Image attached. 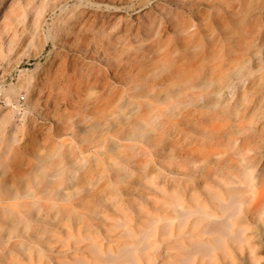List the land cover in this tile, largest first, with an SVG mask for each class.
Returning <instances> with one entry per match:
<instances>
[{
  "label": "rangeland",
  "instance_id": "1",
  "mask_svg": "<svg viewBox=\"0 0 264 264\" xmlns=\"http://www.w3.org/2000/svg\"><path fill=\"white\" fill-rule=\"evenodd\" d=\"M249 148L254 176L264 171V0H0V196L39 191L68 206L91 179L116 171L122 204L92 230L117 253L135 244L116 225L123 210L144 221L168 201L165 190H198V154L233 164ZM190 149L195 160L178 154ZM23 201L32 199L8 203ZM38 216L31 225L52 233L37 246L49 264L90 260L64 227ZM248 229L264 264V226ZM200 234L191 240L214 245L206 256L244 264L232 238ZM186 245L137 255L140 264L196 263L203 252ZM0 264L35 262L15 251Z\"/></svg>",
  "mask_w": 264,
  "mask_h": 264
},
{
  "label": "bare ground",
  "instance_id": "2",
  "mask_svg": "<svg viewBox=\"0 0 264 264\" xmlns=\"http://www.w3.org/2000/svg\"><path fill=\"white\" fill-rule=\"evenodd\" d=\"M218 130L213 127L208 134H217ZM255 148L260 147L256 145ZM254 151L249 148L245 156L233 164L228 162L226 154H198V161L213 166L208 169L203 168L201 164L203 178L197 184L198 190L189 187L187 183L183 188L165 190L163 196L168 201L161 203V208L154 206L153 211H146L144 221L138 218L140 210L133 214V219L123 210L125 219L116 221V225L124 230L129 238H133L135 244L118 246L117 253L110 246L105 249L99 234L92 230L100 229L93 221L105 218V209L122 204L117 196L120 188L116 185L121 181L116 171L91 179L90 188L76 194L78 197L74 202L69 199L68 206H55L56 200L49 194L42 195L39 191H17L15 194L0 196V259L10 258L12 253L17 251L23 252L35 264H49V260L39 254L37 246L52 233L47 229L37 232L31 225L33 221L41 219L39 213H44L48 217L47 224L66 229V239L73 244V248L86 247L89 250L90 260L81 259L76 264H140L141 258L137 255V249L146 253L148 249L158 248L160 245L167 249L172 244L181 250H187L186 243L188 248L196 247L203 252L197 262L193 261L192 264H225L214 257L206 256L207 251L214 248V245L213 248L209 246L208 239L202 243L191 240L195 236L203 239L200 233L204 230L215 233L217 242L223 237L232 238L244 264H260L255 246L251 245L248 237L251 233L248 225L260 222L264 226V171L253 176L256 163L250 153ZM193 152L194 150L190 149L178 154L195 160ZM134 165L139 168L137 160ZM225 165L231 166L235 171L218 175L217 170ZM154 175L147 171L143 178L159 185L157 175ZM207 179L215 181L220 188L210 187ZM26 196L31 197L32 202L8 203L21 201ZM188 253L189 251L186 255ZM188 256L194 257V254Z\"/></svg>",
  "mask_w": 264,
  "mask_h": 264
}]
</instances>
